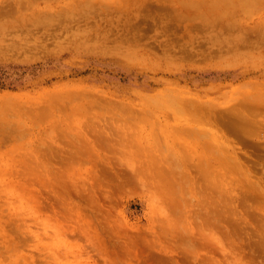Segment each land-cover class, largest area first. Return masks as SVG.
I'll use <instances>...</instances> for the list:
<instances>
[{
	"label": "rangeland",
	"instance_id": "374dc122",
	"mask_svg": "<svg viewBox=\"0 0 264 264\" xmlns=\"http://www.w3.org/2000/svg\"><path fill=\"white\" fill-rule=\"evenodd\" d=\"M0 264H264V0H0Z\"/></svg>",
	"mask_w": 264,
	"mask_h": 264
},
{
	"label": "bare ground",
	"instance_id": "6f19581e",
	"mask_svg": "<svg viewBox=\"0 0 264 264\" xmlns=\"http://www.w3.org/2000/svg\"><path fill=\"white\" fill-rule=\"evenodd\" d=\"M167 101H168V100H167ZM190 102H191V101H190ZM195 102H196V101H195ZM9 103H10V102L8 101V102H7V105L3 104L1 107H6V106L9 105ZM12 103H13V102H11V104H12ZM184 103H185V104H188L189 102L187 103V101H186V102H184ZM192 103H193V102H191V104H192ZM185 104H184L183 106H185ZM189 104H190V103H189ZM189 104H188V105H189ZM192 107H193V106H192ZM192 107H191V105H190V106H189V109L192 108ZM198 107H199V106H198ZM185 108H188V106H186ZM202 109H203V108H202ZM202 109H201V110H202ZM235 124H237V123H235ZM235 124H234V125H235ZM230 125H231V124H229V126H230ZM239 125H240V124H239ZM233 159H234V158H231L232 161L229 160V164H228V165H231L230 162H233ZM232 165H233V164H232ZM232 165H231V166H232ZM235 169H236V168H235Z\"/></svg>",
	"mask_w": 264,
	"mask_h": 264
}]
</instances>
